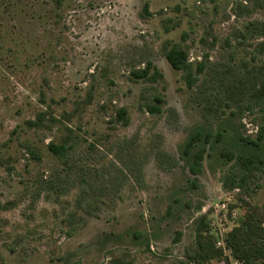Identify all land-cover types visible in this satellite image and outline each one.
<instances>
[{"label": "rangeland", "instance_id": "obj_1", "mask_svg": "<svg viewBox=\"0 0 264 264\" xmlns=\"http://www.w3.org/2000/svg\"><path fill=\"white\" fill-rule=\"evenodd\" d=\"M257 22L264 0H0V264H198L199 217L216 242L264 211V102L240 106L264 76ZM171 49L202 66L192 86ZM147 61L161 76L133 77ZM201 125L191 173L180 148Z\"/></svg>", "mask_w": 264, "mask_h": 264}, {"label": "trees", "instance_id": "obj_2", "mask_svg": "<svg viewBox=\"0 0 264 264\" xmlns=\"http://www.w3.org/2000/svg\"><path fill=\"white\" fill-rule=\"evenodd\" d=\"M147 7V4H146ZM253 31L257 34H264V22L253 23ZM166 59L169 64L177 70L185 73V81L188 86H192L196 81V74L193 71H202V66L197 65L195 70H192V64L188 60L187 54L177 49H171L166 54ZM153 69V73L151 70ZM195 71V72H196ZM131 75L136 79L155 80L156 76H161L157 73L154 65L147 61L143 68L132 69ZM257 79V81L255 80ZM259 80V81H258ZM236 81V80H235ZM239 81V80H238ZM236 81V82H238ZM264 102V76L261 78L255 77L253 74L250 78L249 85L244 90V97L240 101V106L244 110H252L254 106L263 104ZM162 99L155 95L152 102L145 104V110L151 114L162 113L160 104ZM126 111L124 108L117 110V117L123 118ZM30 125L34 122L28 121ZM264 127L259 126L258 134L261 135ZM212 137V132L209 127L204 125L193 128L186 136L182 146L181 153L184 156H191L192 164L189 169L191 173H197V166L203 158L204 150L199 147L201 143H207ZM69 138L63 140L60 146L53 143L48 145L49 150L58 155L64 156L68 151ZM122 157H116V160L121 163V168L126 169L131 177L139 184L143 182V175L140 169V164H134L131 168V160L125 162ZM128 163V164H127ZM123 170V169H122ZM191 189L197 187L196 181H190ZM203 216L199 217L200 224L195 228L194 247L191 253H186L187 257L194 263L212 264L211 261L215 258H220L223 251L215 245L214 239L211 236H204L203 230L208 226L201 225ZM179 234V233H178ZM227 245L230 250V255H225L224 258L218 260V264H264V211L255 210L247 213L239 224L233 226L226 235Z\"/></svg>", "mask_w": 264, "mask_h": 264}, {"label": "built area", "instance_id": "obj_3", "mask_svg": "<svg viewBox=\"0 0 264 264\" xmlns=\"http://www.w3.org/2000/svg\"><path fill=\"white\" fill-rule=\"evenodd\" d=\"M221 206L223 207L222 209H225V207H226L224 203ZM231 211L232 210L227 211V207H226V209L224 210V213H223L224 217L232 216L233 213ZM227 232H228V230L226 231V229L224 227L220 228L219 236H218L215 244L217 247H220L222 249L224 255L229 256L230 250H229V247H228L227 241H226ZM203 264H207V263H203ZM235 264H238V263L235 262Z\"/></svg>", "mask_w": 264, "mask_h": 264}]
</instances>
